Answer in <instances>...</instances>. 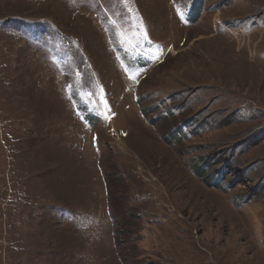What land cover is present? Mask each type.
I'll return each mask as SVG.
<instances>
[{
  "label": "rangeland",
  "instance_id": "374dc122",
  "mask_svg": "<svg viewBox=\"0 0 264 264\" xmlns=\"http://www.w3.org/2000/svg\"><path fill=\"white\" fill-rule=\"evenodd\" d=\"M0 264H264V0H0Z\"/></svg>",
  "mask_w": 264,
  "mask_h": 264
},
{
  "label": "trees",
  "instance_id": "16d2710c",
  "mask_svg": "<svg viewBox=\"0 0 264 264\" xmlns=\"http://www.w3.org/2000/svg\"><path fill=\"white\" fill-rule=\"evenodd\" d=\"M197 172H198V174H199L200 176L203 175V170H202L201 168H199V169L197 170ZM212 179H213V177L211 176V178L208 179L209 181H208V180H206V181H207V182H212ZM215 179H216V181L218 180L216 176H215Z\"/></svg>",
  "mask_w": 264,
  "mask_h": 264
}]
</instances>
